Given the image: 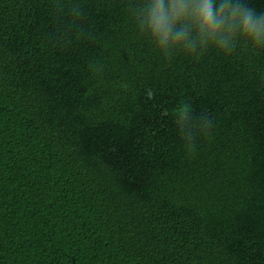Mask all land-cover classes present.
<instances>
[{
  "label": "trees",
  "instance_id": "obj_1",
  "mask_svg": "<svg viewBox=\"0 0 264 264\" xmlns=\"http://www.w3.org/2000/svg\"><path fill=\"white\" fill-rule=\"evenodd\" d=\"M153 4L0 0V264H264V44Z\"/></svg>",
  "mask_w": 264,
  "mask_h": 264
},
{
  "label": "clouds",
  "instance_id": "obj_2",
  "mask_svg": "<svg viewBox=\"0 0 264 264\" xmlns=\"http://www.w3.org/2000/svg\"><path fill=\"white\" fill-rule=\"evenodd\" d=\"M188 17H191L202 34H207L209 37L215 36L222 30L231 31L238 26L241 35L251 39L257 45L264 44V15L258 16L248 7L239 8L227 4H222L218 10L214 11L211 0H200L198 4L191 5L187 3V0H170L167 9L163 0H154L149 13V27L155 42L162 47L169 43V37L174 45H179L186 40L187 32L184 29L175 33L172 29L176 22ZM226 21L228 28L224 29ZM149 98H151V92H149ZM209 122H211L210 118Z\"/></svg>",
  "mask_w": 264,
  "mask_h": 264
}]
</instances>
